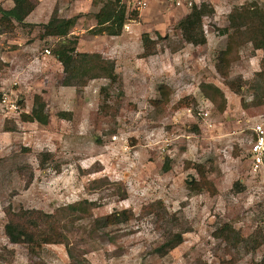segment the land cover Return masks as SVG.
<instances>
[{
  "label": "rangeland",
  "instance_id": "rangeland-1",
  "mask_svg": "<svg viewBox=\"0 0 264 264\" xmlns=\"http://www.w3.org/2000/svg\"><path fill=\"white\" fill-rule=\"evenodd\" d=\"M144 1L140 9L123 1L114 36L93 31L90 0H43L38 8L80 12L67 38L78 51L114 60V81L82 76L83 85H63L51 54L57 38H38L39 26L0 33V264H264V165L253 170L249 155L253 126H264V51L243 43L221 74L215 56L231 10L264 0H198L214 9L202 19L206 42L198 46L176 27L190 9ZM142 35L153 51L144 53ZM201 83L220 88L224 106L207 99ZM36 94L46 125L22 118ZM7 207L54 214L64 241L35 251L10 242ZM114 214L120 221L107 223ZM225 224L237 235L219 233ZM176 231L182 241L155 253Z\"/></svg>",
  "mask_w": 264,
  "mask_h": 264
},
{
  "label": "trees",
  "instance_id": "trees-1",
  "mask_svg": "<svg viewBox=\"0 0 264 264\" xmlns=\"http://www.w3.org/2000/svg\"><path fill=\"white\" fill-rule=\"evenodd\" d=\"M12 1L13 6L11 8L4 9L0 7V32L5 31V29H13V22L21 26H28L24 20L37 3L36 0ZM97 1L102 3L94 14L95 22L99 29H94L93 31L113 36L118 35L125 19L126 5L120 3L119 0H95L93 3L96 4ZM213 12L214 9L209 4L200 3L193 5L189 12L176 23L181 38L186 43L194 46L205 44L206 36L202 27V19L205 16L212 15ZM76 19V17H57V9L54 8L47 22L39 24L40 31L38 37L40 39L47 37L57 38L51 54L62 66L65 74L62 82L63 85H83L85 82V80L83 81L84 76L88 79L105 77L111 81L116 80L114 60L102 58L97 53L78 51L75 46L76 40L67 38L75 26ZM228 20L229 30H222L223 33H227V42L215 55L218 62L217 71L220 74L222 73L221 67L228 66L231 61L239 57L238 52L243 43L249 42L254 49H262L264 51V2L262 4L250 2L247 5L237 6L231 10ZM154 43L147 35H142L144 53L153 51ZM228 84L231 88H234L232 82ZM200 88L207 99L213 102L219 100L222 106H224V95L220 88L211 83H201ZM59 115L63 118L66 117V114L63 112ZM22 118L31 122L36 121L41 125L48 123L49 115L45 111V103L40 95H34L30 113H23ZM39 157V163L42 164L45 154L41 153ZM201 177L203 178V173H201ZM187 183L193 189H199L202 185L194 181H187ZM125 197L126 192L122 189L121 198ZM79 204H71L68 208L76 209L82 205L81 203ZM5 213L7 218L4 224L5 235L12 243H25L30 251H35L42 243L62 242L65 239V235L57 229L58 224L53 219L54 214L23 208L13 211L9 207L5 208ZM105 219L107 223L120 221V218L116 217L115 214L106 216ZM109 219H111L110 222ZM122 219L128 218L127 216H123ZM224 231L236 233L230 225L226 224L219 229V233H224ZM181 241L182 232H172L163 242L154 248V252L164 254Z\"/></svg>",
  "mask_w": 264,
  "mask_h": 264
},
{
  "label": "built area",
  "instance_id": "built-area-1",
  "mask_svg": "<svg viewBox=\"0 0 264 264\" xmlns=\"http://www.w3.org/2000/svg\"><path fill=\"white\" fill-rule=\"evenodd\" d=\"M120 3H123L124 0H119ZM135 1V6L137 9L143 8L146 6L144 0H127ZM172 6L176 8H185L186 10L190 9L193 5L198 3V0H167ZM45 54H49L50 51L48 48L44 49ZM202 115L206 117L207 112H203ZM254 137L250 144L249 155H250V165L253 170H258L264 165V126L260 123H257L253 126Z\"/></svg>",
  "mask_w": 264,
  "mask_h": 264
},
{
  "label": "crops",
  "instance_id": "crops-1",
  "mask_svg": "<svg viewBox=\"0 0 264 264\" xmlns=\"http://www.w3.org/2000/svg\"><path fill=\"white\" fill-rule=\"evenodd\" d=\"M1 1V0H0ZM37 3L34 7V9L26 16L24 22L26 24H28V26H39V24H42V23H46L47 20L49 19L51 13L53 12L54 8L57 9L56 5L53 7L52 11L48 13V15L46 14V12H40V10L38 8H40V6L43 4V0H36ZM93 1L95 0H90V4L97 7V10L96 12L98 11V9L100 8L101 6V2L100 1H97V3H93ZM55 3V2H54ZM100 4V5H99ZM13 6V1L12 0H4L3 2H0V7L4 8V9H9ZM58 10V9H57ZM95 12V13H96ZM82 14H80V12H73L71 14H67V15H59L57 13V17H60V18H69V17H76V22L78 21V19L81 17ZM96 23V22H95ZM76 24V23H75ZM13 25H14V28L16 26H19V27H25V26H21L19 24H17L16 22H13ZM95 25V24H94ZM73 32V29L72 31L70 32V34H72ZM1 33V32H0ZM2 33H5V31H3ZM69 34V35H70ZM39 38V37H38ZM10 42H12V40L10 39ZM13 43V42H12ZM14 43H17L20 48H19V51L22 50V42H19V41H14ZM42 54L44 56H46V54L44 53V50L42 51ZM57 60V59H56ZM58 61V60H57ZM59 62V61H58ZM60 63V62H59Z\"/></svg>",
  "mask_w": 264,
  "mask_h": 264
}]
</instances>
